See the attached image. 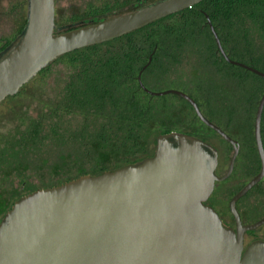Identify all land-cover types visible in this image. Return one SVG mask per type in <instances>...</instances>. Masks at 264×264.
Here are the masks:
<instances>
[{
  "label": "water",
  "instance_id": "1",
  "mask_svg": "<svg viewBox=\"0 0 264 264\" xmlns=\"http://www.w3.org/2000/svg\"><path fill=\"white\" fill-rule=\"evenodd\" d=\"M201 0H155L90 23L55 25V0H28L22 31L0 51V101L15 94L53 58L100 42ZM207 22L226 60L230 58ZM55 28L58 30L55 32ZM152 95L175 93L234 147L228 169L216 173L218 150L195 135L171 130L156 137L151 155L99 173H84L36 188L16 199L0 220V264H264V239L244 245V232L264 223L242 222L236 200L264 176L262 92L254 115L260 168L229 199L235 227L223 224L206 199L229 176L238 142L210 120L188 93L146 87Z\"/></svg>",
  "mask_w": 264,
  "mask_h": 264
},
{
  "label": "trees",
  "instance_id": "2",
  "mask_svg": "<svg viewBox=\"0 0 264 264\" xmlns=\"http://www.w3.org/2000/svg\"><path fill=\"white\" fill-rule=\"evenodd\" d=\"M109 1L87 0L83 12L65 24L96 22L124 12ZM152 1L155 0H136L127 10ZM207 17L230 58L264 72V0H201L115 37L59 54L38 70L35 75L56 60L66 61L70 67L61 97L50 104L48 110L31 118L27 128L19 132L21 134L8 139L0 148V169L7 168L9 172L12 167L29 165L27 160L41 145H45L47 151L53 147L50 152L53 163L60 161L74 167L79 164V168H73L77 171L72 176L44 185L50 186L151 155L156 137L171 130L209 142L204 134L189 127L197 122L222 137L199 119L183 96L175 93L152 95L138 80L141 72L146 87H175L193 97L199 107L204 106L209 101V91L207 96L204 88L198 89V82L191 87L186 80L174 78L192 59L201 69L221 74L244 88L243 100L251 107L250 112L252 106L256 104L257 107L264 91V77L225 59L217 48ZM24 25L14 37L0 42V51ZM182 103L188 106L187 113L182 112ZM233 109L228 112L226 122L234 115ZM176 110L186 114L187 127L174 117ZM214 113L210 108V117L205 116L212 120ZM73 118H78L75 123L71 122ZM263 122L264 109L261 119L264 144Z\"/></svg>",
  "mask_w": 264,
  "mask_h": 264
},
{
  "label": "rangeland",
  "instance_id": "3",
  "mask_svg": "<svg viewBox=\"0 0 264 264\" xmlns=\"http://www.w3.org/2000/svg\"><path fill=\"white\" fill-rule=\"evenodd\" d=\"M86 1L55 0V25L74 21L85 9L84 3ZM135 1L110 0L109 3L113 6L119 5L121 9L119 11H126ZM13 3L16 5H13ZM1 8L2 6L0 7V42L14 37L25 24L28 0H4V7ZM69 70L70 67L66 61H53L45 70L23 85L20 92L0 103V148L5 146L8 139L21 134L19 132L21 129L23 131L27 128L26 124L31 118L34 119L39 113L48 110L49 105L55 103L61 97ZM182 73L180 72L174 78L180 81L186 80L190 86L198 82L196 84L200 87L198 89L204 88L207 96L209 91L210 97L209 101H207L209 105L206 103L207 106H201L202 112L210 117L209 109L212 108L214 110V115H211L213 122L240 142L239 161L249 158L254 165L250 166V168L247 165L245 169H239V165L233 174L223 180L216 181L208 201L216 206L224 221L234 226L233 216L228 209V201L259 169V160L254 141L252 140L256 104L254 102L255 107L252 106V111L250 112L251 107L243 100L246 93L244 88L223 78L221 74H214L210 70L201 69L195 60L191 59L184 67ZM197 96L199 95L197 94ZM182 106L184 108L182 112L187 113L189 111L188 106L184 103H182ZM231 108L235 109L234 115L229 122H226L228 120L227 114ZM182 112L176 110L173 115L177 120H180V125L187 127L188 123L184 121L186 114ZM77 119L73 118L71 122L75 123ZM197 123L189 127L204 134L208 138L209 143L217 148L218 165L216 173H224L228 158L233 151L230 143L215 134L214 131L201 126L199 122ZM251 141L253 142L250 143ZM45 147V145H41L35 150L34 155H31V158L27 160L29 165H20L21 167L18 168L12 167L13 170L10 168L9 172L6 171L7 168L0 169V220L20 196L36 188L44 187V185L53 181L72 176L77 171L73 170V168H79V164L74 167L60 161L53 163L50 152L54 148L50 147L47 151ZM247 148H252V150ZM252 170L254 171L252 172ZM238 208L241 219L244 222H254L264 217V176L257 185L252 187L239 200ZM244 236L245 244L252 239H264V223L256 229L247 231Z\"/></svg>",
  "mask_w": 264,
  "mask_h": 264
},
{
  "label": "flooded vegetation",
  "instance_id": "4",
  "mask_svg": "<svg viewBox=\"0 0 264 264\" xmlns=\"http://www.w3.org/2000/svg\"><path fill=\"white\" fill-rule=\"evenodd\" d=\"M13 5H16V4L13 3ZM1 6H2V8L4 7V0H0V7H1ZM2 8H1V9H2ZM253 126H254V123H253ZM253 138H254V132H253ZM235 139H236V138H235ZM236 140H237V142H238V152H237V155H236L235 160H234L233 169H232L231 173L229 174V176H230L231 174H233V172L236 170V167L239 166V165H240V166H239V169H240V168H241V169H242V168L245 169V166H247V165H248V166H247L248 168H250V166H254L253 163L251 162V160H250L249 158H246L245 160H241V161H239V160H240V159H239V156H240V142H239L238 139H236ZM226 141H227V140H226ZM227 142L230 143L229 141H227ZM230 145H231V147H232V149H233V151H234V147L232 146L231 143H230ZM254 147H255V149H256L257 157H258V160H259V168H260V165H261V163H260V157H259V154H258V152H257V148H256V145H255V141H254ZM247 149L252 150V148H247ZM233 151H232V153H233ZM232 153H231V155H232ZM231 155H230L229 158H228L226 170L228 169ZM216 168H217V167H216ZM226 170H225V171H226ZM258 170H259V169H258ZM258 170H257L255 173H253V175H255V174L258 172ZM253 175H252V176H253ZM252 176H251V177H252ZM226 178H227V177H226ZM249 179H250V178H249ZM249 179H248V180H249ZM248 180H247V181H248ZM260 180H261V179H260ZM247 181H246V182H247ZM246 182H245V183H246ZM258 182H259V181H258ZM258 182H257V183H258ZM245 183H244V184H245ZM257 183H255L252 187H254L255 185H257ZM244 184H243V185H244ZM243 185H242V186H243ZM242 186H241V187H242ZM241 187H240V188H241ZM252 187H251V188H252ZM240 188H239V189H240ZM251 188H250V189H251ZM239 189H238V190H239ZM250 189H249V190H250ZM238 190H237V191H238ZM249 190H248V191H249ZM237 191H236V192H237ZM248 191H246V193H247ZM259 191H260V190H259ZM212 192H213V191H212ZM236 192H235V193H236ZM246 193H244V195H245ZM211 194H212V193H211ZM211 194L209 195V197L206 199L205 202L208 203V204H210L212 207H214V209L218 212L219 216L221 217L222 222H223L224 225H226V226H231V227L234 228V227H235V223H234V226H232L229 222L224 221V219H223L221 213H220L219 210L216 208V206H215L214 204L208 202V201H209V198H210V196H211ZM244 195L240 196V197L236 200V207H237L238 211H240L239 208H238V202H239V200H240ZM230 198H231V197H230ZM228 203H229V201H228ZM228 209H229V204H228ZM229 211H230V209H229ZM230 212H231V211H230ZM231 214H232V213H231ZM232 216H233V215H232ZM233 219H234V218H233ZM242 222H244V221L242 220ZM255 229H256V228H255ZM251 230H253V229H251ZM247 231H250V230H247ZM247 231L244 232V235H245V233H246ZM244 237H245V236H244ZM244 239H245V238H244ZM252 240H254V239H252ZM252 240H251V241H252ZM251 241H250V242H251ZM248 243H249V242H248ZM244 245H246V244L244 243Z\"/></svg>",
  "mask_w": 264,
  "mask_h": 264
}]
</instances>
